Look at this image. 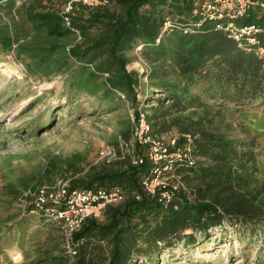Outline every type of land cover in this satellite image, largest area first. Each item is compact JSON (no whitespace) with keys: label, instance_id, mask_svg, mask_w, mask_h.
Listing matches in <instances>:
<instances>
[{"label":"trees","instance_id":"obj_1","mask_svg":"<svg viewBox=\"0 0 264 264\" xmlns=\"http://www.w3.org/2000/svg\"><path fill=\"white\" fill-rule=\"evenodd\" d=\"M192 1L107 0L96 7L81 4L72 14V24L81 34L78 40L62 18L65 0H27L15 12L9 5L0 15V54L11 51L23 34L18 55H27L30 74L49 79L79 64L75 76L70 74L72 94L68 100L85 93L105 100V105L114 109L118 90L134 105H148L144 108L149 111L146 117L154 137L165 138L175 131L179 134L176 145L168 147L167 160L160 164L146 154L150 144L139 143L131 146L132 153L120 152L121 158L114 164L85 173L77 153L49 160L45 173H68L71 189H119L123 196L119 202L107 204L99 217L87 218L73 231L68 250L50 238L53 251H63L55 257H65L57 264H163L164 255L180 264H210L193 261L179 251L202 246L208 240L228 239L236 232L240 241L246 234H264V182L259 177L256 154L247 148L245 139L210 128L206 123L208 109L195 117L194 109L209 108L210 104L192 90L196 86L211 97L231 101L264 95V60L215 29L211 22L189 32L178 27L164 31L168 20L174 24L194 22ZM18 16L21 22H17ZM245 21L264 26V10L251 9ZM139 45L153 65L145 80L128 69V54ZM156 92L165 95L156 98ZM122 136L131 143L132 130ZM186 148H190L186 151L190 157L184 156ZM169 163L172 167L166 172L182 186L164 199L161 193L171 185L156 186L152 193L143 182ZM26 190L9 188L14 200H23ZM34 207L31 203L30 209ZM37 216L52 226L60 224L52 217Z\"/></svg>","mask_w":264,"mask_h":264},{"label":"rangeland","instance_id":"obj_2","mask_svg":"<svg viewBox=\"0 0 264 264\" xmlns=\"http://www.w3.org/2000/svg\"><path fill=\"white\" fill-rule=\"evenodd\" d=\"M12 5L10 3V7ZM18 18L17 22H21L22 19ZM19 25L26 30L24 23ZM23 39L22 34L11 51L0 54V264H57L65 257H55L63 251L58 248L53 251L50 238L59 241V248L68 250L72 234L62 223L52 226L41 220L30 209L34 199L23 195V200H14L10 186L21 192L27 187L35 189L42 184H53L57 177L69 182L68 173H45L49 160L57 155L66 158L79 154L83 173L114 164L121 158L120 152H133L131 143L126 145L122 134L133 129L136 111L142 110L146 115L149 111L144 108L147 104L134 105L126 94L122 92V97L117 91L114 93V109L106 106L105 100L85 93L68 100L72 94L68 81L71 75L75 76L79 64L76 63L67 73L59 72L49 79L30 74L27 55H18V43ZM128 55V69L137 71L145 80L153 65L142 48L137 47ZM192 90L200 92L202 100L210 104L209 108L194 109L197 112L195 117L203 116L208 109L210 115L206 123L210 128L233 138L245 139L247 148L256 154L259 177L264 182V95L231 101L211 97L196 86ZM164 95L163 92L154 94L156 98ZM138 97L142 100L140 89ZM170 136L178 138L179 134L171 132L165 139L158 140L166 144ZM166 170L169 171L163 169L159 174L156 186L173 180L177 183L174 175ZM52 234L58 238L51 237ZM235 234L240 235L236 232L228 239L208 240L202 246L182 249L179 253L190 255L193 261L210 264H264L263 232L252 236L246 234L242 241ZM14 247L22 254L19 262L11 255ZM162 262L180 264L167 255L163 256Z\"/></svg>","mask_w":264,"mask_h":264},{"label":"built area","instance_id":"obj_3","mask_svg":"<svg viewBox=\"0 0 264 264\" xmlns=\"http://www.w3.org/2000/svg\"><path fill=\"white\" fill-rule=\"evenodd\" d=\"M27 0H0V15H4L8 6L13 4L15 11L20 5ZM107 0H65L64 9L62 10V18L65 26L74 31L77 39H81L79 29L72 24V14L79 5H86L89 7H96L104 5ZM260 8L264 10V0H193L192 1V15L194 22L191 24H174L168 20L164 23V31L174 29L175 27L183 29L185 32L194 31L201 25L211 22L215 29L227 34L230 38L239 42L240 46L245 47L249 52H253L258 57L264 60V44H261L264 37V26L256 23H247L246 17L249 16L251 9ZM159 41V39H158ZM143 45H139L141 49ZM108 76V73H104ZM117 92L124 97L121 91ZM165 139V138H161ZM176 137H169L168 143L156 140L151 133V126L148 122L144 111L139 110L138 116L134 120L132 129L131 145L150 144L147 155L154 163L167 160L168 147L176 145ZM130 143H126L129 145ZM177 150L182 152L180 147ZM185 157H190L186 151ZM136 156H134L135 158ZM133 158V159H134ZM141 159H135L133 162L137 163ZM171 164H166L163 169H171ZM163 171V170H162ZM167 171V170H166ZM155 175L151 179H146L143 184L147 191L154 193L156 190V183L159 179L161 170H156ZM171 185L168 190L161 193L162 197L168 199L180 189L182 183L176 182H162L161 185ZM25 196L34 199L31 203L35 204L33 210L38 215H46L57 219L66 227L71 235L73 231L80 228L81 224L89 217H99L104 207L109 203L119 202L123 199L119 189L106 190L104 188H70L69 182L63 178H57L53 184H42L37 188H29L24 192ZM22 195V197H23ZM73 253H76L74 250Z\"/></svg>","mask_w":264,"mask_h":264},{"label":"bare ground","instance_id":"obj_4","mask_svg":"<svg viewBox=\"0 0 264 264\" xmlns=\"http://www.w3.org/2000/svg\"><path fill=\"white\" fill-rule=\"evenodd\" d=\"M11 255L13 256L14 260L17 261V262H19V261L22 260V254H21V251H20L18 248H16V247H14V248L12 249V251H11Z\"/></svg>","mask_w":264,"mask_h":264}]
</instances>
